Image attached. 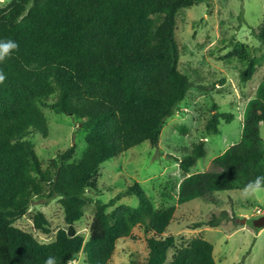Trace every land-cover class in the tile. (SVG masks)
<instances>
[{"label": "trees", "instance_id": "16d2710c", "mask_svg": "<svg viewBox=\"0 0 264 264\" xmlns=\"http://www.w3.org/2000/svg\"><path fill=\"white\" fill-rule=\"evenodd\" d=\"M200 1L11 0L0 6V40L19 45L0 61L6 77L0 84V264H43L48 255L65 264L82 251L86 264H110L118 240L133 236L139 225L150 234L144 264H217L215 246L205 237L193 238L169 260L177 238L164 234L179 206L157 207L139 183L108 202L97 201L88 240L76 226L101 165L144 141L157 145L168 118L193 87L179 67L176 27L179 11ZM253 33L262 43L261 55L251 54L244 44L235 49L245 63L243 82L264 61V21ZM52 95H57L53 108L82 121L87 147L77 159L73 144L44 168L31 135H49L44 106ZM222 118L230 122L235 115L216 111L207 135L220 132ZM262 121L264 78L246 107L240 142L203 172L188 175L207 153L205 140L180 160L188 176L180 183L179 201L202 197L216 202L219 191L242 189L264 175ZM132 194L139 197L138 206L123 203L108 211ZM37 197L59 198L68 225L46 247L16 225ZM34 221L45 233L51 231L43 211L36 212ZM204 224L220 222L213 218L196 225Z\"/></svg>", "mask_w": 264, "mask_h": 264}, {"label": "rangeland", "instance_id": "374dc122", "mask_svg": "<svg viewBox=\"0 0 264 264\" xmlns=\"http://www.w3.org/2000/svg\"><path fill=\"white\" fill-rule=\"evenodd\" d=\"M10 1L0 0V6ZM263 21L264 0H202L179 11L176 27L179 67L194 85L177 111L168 118L157 145L150 140L144 141L101 165L95 177L96 186L87 190L89 201L84 215L76 222L86 240L90 238L97 201L108 202L139 183L157 207L179 206L164 234L177 238L176 247L169 252V260L178 248L189 244L193 238L205 237L215 246L217 264H264V227L254 223L263 216L257 215V209L262 208L264 212V190L248 199L240 198L241 189H236L219 191L216 202L202 197L184 203L179 201L180 183L188 176L184 175L180 160L191 153L196 142L205 140L207 153L192 167L189 175L208 170L217 156L242 139L245 110L264 78V61L253 78L243 82L241 72L245 63L235 49L244 44L251 54L261 55L263 46L254 35L253 27L260 26ZM56 98L57 95H52L44 106L49 135L37 131L31 135L44 168L73 144L77 146V159L83 157L87 147L82 121L53 108ZM216 111L232 112L235 118L230 122L222 118L220 132L207 135L206 126ZM260 130H264V125H260ZM123 203L138 206L140 199L136 194L125 196L108 211ZM38 210L51 222L48 233L35 225L34 215ZM213 218L220 225H196ZM16 225L43 242L54 240L58 229L68 226L59 198L43 197L35 198L31 211L18 219ZM149 235L139 225L134 228L133 236L120 238L110 264H144L149 255ZM86 262L87 253L82 251L72 264Z\"/></svg>", "mask_w": 264, "mask_h": 264}, {"label": "clouds", "instance_id": "9594fccd", "mask_svg": "<svg viewBox=\"0 0 264 264\" xmlns=\"http://www.w3.org/2000/svg\"><path fill=\"white\" fill-rule=\"evenodd\" d=\"M19 45L17 42L11 39L0 40V61H4L6 57H8L13 50L18 49ZM6 77L2 71H0V84L5 81ZM264 125V121L261 122ZM261 138H264V130L260 132ZM264 190V175H260L255 177L254 180H250L241 190H240V198L248 199L260 191ZM42 247L48 246V243L45 242L41 245ZM72 257L69 258L65 264H72ZM43 264H56V259L52 255L46 256Z\"/></svg>", "mask_w": 264, "mask_h": 264}, {"label": "water", "instance_id": "95a60500", "mask_svg": "<svg viewBox=\"0 0 264 264\" xmlns=\"http://www.w3.org/2000/svg\"><path fill=\"white\" fill-rule=\"evenodd\" d=\"M244 221H246V218H244ZM254 223L257 227H264V215L255 219Z\"/></svg>", "mask_w": 264, "mask_h": 264}, {"label": "built area", "instance_id": "2783aa9c", "mask_svg": "<svg viewBox=\"0 0 264 264\" xmlns=\"http://www.w3.org/2000/svg\"><path fill=\"white\" fill-rule=\"evenodd\" d=\"M263 213L264 212H263V209L262 208H258L257 209V215H264Z\"/></svg>", "mask_w": 264, "mask_h": 264}, {"label": "crops", "instance_id": "0c3cea01", "mask_svg": "<svg viewBox=\"0 0 264 264\" xmlns=\"http://www.w3.org/2000/svg\"><path fill=\"white\" fill-rule=\"evenodd\" d=\"M194 166H195V165H194ZM191 169H192V168H191ZM190 172H191V171H190ZM190 172H189V173H190ZM189 173H188V175H189ZM218 199H219V196H218Z\"/></svg>", "mask_w": 264, "mask_h": 264}]
</instances>
